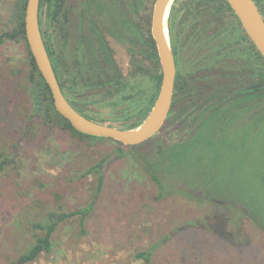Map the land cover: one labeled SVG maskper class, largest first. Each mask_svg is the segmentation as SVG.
<instances>
[{"label": "rangeland", "instance_id": "1", "mask_svg": "<svg viewBox=\"0 0 264 264\" xmlns=\"http://www.w3.org/2000/svg\"><path fill=\"white\" fill-rule=\"evenodd\" d=\"M144 1L149 40L156 0ZM190 1L179 0L175 26L190 9ZM16 3L0 0V37L13 26ZM95 8L100 11L102 3L97 1ZM231 16L224 18L223 44L241 36V30L240 35L234 32ZM50 39L56 45L55 38ZM130 52L123 92L107 95L80 86L71 94L75 102L87 105L84 112L98 123L122 127L147 104L152 62L145 59L140 64ZM138 67L143 73L138 74ZM31 68L24 40L0 43V155L4 159L16 152L21 161L0 175V200L17 197L20 204L11 216L12 222L19 224L11 243L20 250L30 243L34 231L25 220H45L47 210L70 212L89 206L94 200L96 177L87 173L107 158L105 184L87 219L86 233L81 234L79 218L63 223L54 236L53 252L43 254L33 264H264V228L255 221L264 223V106L255 103L246 112L224 103L215 116L189 126L188 131L187 116L178 122L177 129L169 119L149 141L121 146L110 139H80L55 122L42 124L35 116ZM232 76L236 79V72ZM213 78L209 80L208 101L212 93H232L235 82H227L226 76ZM257 81L255 75L247 84ZM240 83L243 88L242 79ZM18 94V111L5 118L2 107L10 105ZM183 106L187 109L188 103ZM18 112L20 121L15 118ZM21 122L36 125L33 136ZM181 141V151L163 155L159 166L163 164L168 172L159 171L158 175L168 190L190 197L170 194L159 199V185L145 164L158 160L159 152ZM120 147L124 150L121 157ZM216 202L223 206H215ZM170 234L172 239L154 250L150 263L135 258L137 252L148 250ZM7 240L0 228V264H7Z\"/></svg>", "mask_w": 264, "mask_h": 264}, {"label": "flooded vegetation", "instance_id": "2", "mask_svg": "<svg viewBox=\"0 0 264 264\" xmlns=\"http://www.w3.org/2000/svg\"><path fill=\"white\" fill-rule=\"evenodd\" d=\"M97 1L102 3L100 11L95 8ZM44 3L42 22L47 41L51 43L50 37L56 40L58 80L66 99L76 110H84L87 106L71 98V94L79 91L80 86L107 95L123 92L128 81L126 61L131 49L134 51L130 55H135L140 64L145 59L150 61L145 55L144 0H62L56 20L53 19V1L44 0ZM196 9L190 8L177 26L173 24V36L169 30L177 77L168 120L171 119L177 129L180 127L178 122L187 116L190 122L187 131L189 126L200 124L211 117L217 108L224 107L222 104L217 106L213 100V95L217 93H212L208 101L206 95L210 79L226 76L227 82H235L232 91L238 92L242 89L241 79L243 89L250 90L252 85L247 82L256 75L255 49L241 22L231 16L236 25L233 30L238 34L241 30V36L223 44L220 38L225 31V16L214 17L207 10ZM141 72L143 68L138 67V74ZM234 72L236 79L232 76ZM250 102V106H255L253 94L250 95ZM186 103L187 109L183 106ZM210 106L215 108L209 110ZM195 134L191 135V140Z\"/></svg>", "mask_w": 264, "mask_h": 264}, {"label": "trees", "instance_id": "3", "mask_svg": "<svg viewBox=\"0 0 264 264\" xmlns=\"http://www.w3.org/2000/svg\"><path fill=\"white\" fill-rule=\"evenodd\" d=\"M27 1L28 0H17L15 12L14 14V20L12 21L13 26L5 32L0 37V43H3L6 39H14V40H24L28 46L29 49V56H30V62H31V73H30V81L32 82V98L34 99V107L35 110L38 112L35 114V116L40 117L43 121L42 124L46 125L48 123L55 122L56 125H58L62 130L69 132L73 136H76L78 138H87L90 140H101L103 138H97L92 136H87L84 134H81L76 129L73 128L71 123L65 119L62 115H60L54 106L53 97L50 91L49 86L46 84L43 76L41 75L38 66L34 60V57L32 55V52L29 48V44L27 42L26 37V30H25V16H26V7H27ZM54 9V20H56V15L58 9L61 7L62 0H52ZM209 3H204L203 1H196L192 0L190 3L187 4V7H195L196 10H207L211 16L217 17L219 15L225 16L228 14H232L233 17H238L235 15L233 9L231 8L230 4L227 0H209ZM259 7V10L261 11L263 17H264V0H254ZM214 2V3H212ZM44 0H41L40 5V23L42 28L43 37L45 40V44L48 50V53L51 57V60L54 65V69L56 72V75L58 77V59H57V50L56 45L53 43H50L47 41V32L43 27L42 22V15H43V7H44ZM177 5H179V0H175L171 13H170V23H169V30L170 35L173 36V20L175 16L177 15ZM186 6V5H185ZM202 7V8H201ZM239 20V19H238ZM250 40V39H249ZM252 43L253 48L255 49V63H256V75L258 77V81L252 85L250 90H244L243 88L240 91H235L230 93L229 95H221L219 92L217 94L213 95V100L217 103V105H221L224 103H228L229 107H238L240 110H246V112L249 111V105H250V95H254L255 103H257L258 107L264 106V58L256 48V46ZM145 55L150 61L152 62V68L148 74L149 79L152 83L151 88V95L147 99V104L144 107L143 111L140 112L135 116V119L131 121L130 123H125L122 125L123 129L127 130H135L139 128L147 119V117L150 115L153 106L155 104V101L158 96V92L161 86L162 82V73H161V66L158 58L156 43L151 37V39L148 41L146 40L145 44ZM97 63V66H99V63ZM86 82V86H89V83H87V80H84ZM259 86V87H258ZM19 99V94L16 95V97L13 99L12 102H9L10 105H4L2 107V110L5 114V118H7L8 113L10 112H16L18 111L16 109L17 103ZM214 109L213 106L209 107V110ZM216 111L214 114L215 116ZM79 112L85 115L87 118L95 121L93 118L88 116L84 110L79 109ZM264 116V115H263ZM18 121H20L21 117L19 116V112L17 116H15ZM22 121V120H21ZM22 125L25 126L26 132L30 133V135H34L36 132V125L27 123L24 124L21 122ZM116 143L123 146L121 143L115 141ZM19 144V143H18ZM17 144V145H18ZM182 142L179 144H176L174 146H171L169 149L163 152H159L158 154V160L156 161H148L145 164L146 171L151 175V178L154 182H156L159 185L160 189V196L159 199H163L167 195L170 194H180L190 197V194L188 193H175L173 191L168 190L163 183L162 180L159 178L158 172L163 171L164 173L168 172L167 167H163L164 165L159 166V162L163 159V155L166 154L169 151H172L173 153H178L181 151ZM120 152V157L124 154V150L122 147L118 149ZM19 154L14 152L8 157H5L3 159L2 155H0V175H2L11 165L21 164V161H19ZM107 161V158H103L99 163H97L95 166H93L87 173V175H93L96 177V188L94 191V200L92 203L85 207V208H79L75 211H61V210H47L48 212L45 213L44 218L45 220H33L31 219L25 220V224H27L28 228L30 230H33L34 233L31 235L30 243L25 245L21 250L17 248L13 243H11L12 234L15 233V230L18 223H13L11 216H13L17 208H20V204H18V198L14 197L12 201L3 202V200H0V228H3V233L8 235V244H6V247L8 248V253H6V263L7 264H33L35 263L43 254H49L52 253L54 250V236L56 232L59 230L60 226L63 223H66L68 221H71L75 218H79V224L81 228V234L86 233V225H87V219L89 216L94 212L95 206L97 204L99 195L101 194L104 184H105V175H104V165ZM208 195V194H207ZM192 197V196H191ZM18 199V200H17ZM7 203V204H5ZM215 206L222 207L223 204L220 202H216ZM245 208V207H244ZM38 212V211H37ZM34 212V213H37ZM249 213V212H248ZM250 214V213H249ZM35 215V214H34ZM242 217V215H240ZM254 215L251 214V217ZM240 217V218H241ZM22 218V217H21ZM20 222L23 223V219ZM30 221V222H29ZM260 227L264 228V223L259 222L255 220ZM29 222V223H27ZM189 224V223H188ZM187 224V225H188ZM190 225H188L189 227ZM204 226V225H202ZM16 227V228H15ZM23 228V227H22ZM19 229V228H17ZM184 229V227H183ZM173 237V234H170L166 236L161 242H158L156 245H152L148 250H143L137 252L135 255V258L137 260H142L145 263H150L154 250L163 242V241H169Z\"/></svg>", "mask_w": 264, "mask_h": 264}, {"label": "water", "instance_id": "4", "mask_svg": "<svg viewBox=\"0 0 264 264\" xmlns=\"http://www.w3.org/2000/svg\"><path fill=\"white\" fill-rule=\"evenodd\" d=\"M249 38L264 58V17L254 0H227ZM175 0H156L152 36L161 66L162 82L150 115L135 130L98 123L76 110L66 99L48 53L40 23L41 0H28L25 16L27 42L38 69L49 86L57 112L81 134L110 139L124 146L143 144L156 136L166 124L172 109L177 68L169 35V16ZM259 87V86H258Z\"/></svg>", "mask_w": 264, "mask_h": 264}]
</instances>
